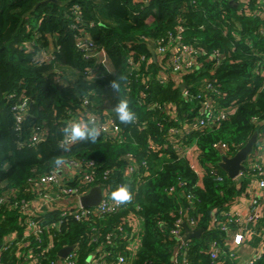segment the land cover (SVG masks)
Masks as SVG:
<instances>
[{
  "label": "trees",
  "instance_id": "trees-1",
  "mask_svg": "<svg viewBox=\"0 0 264 264\" xmlns=\"http://www.w3.org/2000/svg\"><path fill=\"white\" fill-rule=\"evenodd\" d=\"M259 1L250 0L247 9L242 10L230 0H0V197L6 194L10 199H29L25 187L31 179L52 173L57 156H63L65 161H94L100 172H113L109 180L100 179L97 185L113 191L120 183L130 184L133 198L127 203L142 207V246L133 264H146L149 260L173 264L175 241L170 238L169 229L179 208L189 204L177 193L167 195L166 189L175 186L180 190L179 179H185L187 185L183 189L195 197L193 205L200 215L202 230L201 239L195 240L188 257L193 264H211L203 250L208 242L220 239V233L211 229L212 217L229 211L251 186L248 178L228 177L218 165L223 154L214 145H228L229 155L233 156L256 130L259 134L264 131V124L254 121H264V36L256 33L264 25L256 14ZM101 12L108 22H101ZM180 20L185 44L209 54L219 50L224 56L218 66L214 60L199 59L195 71L184 77L190 93L198 95L199 89L211 81L216 90V108L237 109L234 116L213 130L185 129L184 137L189 139L186 144L197 140L199 162L207 172L203 186L195 188L198 176L189 162L177 155V144L168 134L169 128L179 125L155 104L166 106L167 112L173 111L169 107L175 105V115L187 125L199 116L201 106L184 99L176 82L160 81L158 75L164 62L154 61L150 52L159 40L175 32ZM83 32H88L107 51L111 71L102 79H88V70L95 66L77 47V37ZM232 32L239 38L233 37ZM249 36L251 46L246 43ZM42 53L52 59L41 64L35 58ZM143 57L145 61H141ZM259 69L258 74L255 70ZM121 74L126 80L121 82L119 92H113L109 83ZM121 97L131 101L130 107L137 116L134 123L122 124L116 115L114 109ZM25 99L29 100L28 111L21 131H17L13 108ZM111 112L125 143L106 141L100 133L94 143L79 141L69 145L70 151L62 150L63 128L84 121L99 129ZM35 130L42 131L44 140L30 146L27 139ZM133 160L138 165L146 161L151 173L139 188L123 179L124 170ZM211 169H217L223 181L210 176ZM126 214L95 224L102 239L115 230ZM58 215V211L49 212L39 221L51 223L58 220ZM22 221L17 211L0 205V244L9 235L24 233ZM159 223L166 228H160ZM63 231L54 238L50 261L59 259L62 248L76 245L81 253L80 264H84L95 248L89 246L92 229L71 221ZM116 240L125 247L119 232ZM256 264H264V255Z\"/></svg>",
  "mask_w": 264,
  "mask_h": 264
},
{
  "label": "built area",
  "instance_id": "built-area-1",
  "mask_svg": "<svg viewBox=\"0 0 264 264\" xmlns=\"http://www.w3.org/2000/svg\"><path fill=\"white\" fill-rule=\"evenodd\" d=\"M230 3L244 10L250 4V0H238L237 2L230 0ZM256 9V14L264 20V0L259 1ZM179 22L175 32L169 33L165 38L159 40L156 49H153L157 55L156 62H164L163 70H160L158 77L164 84L173 81L176 82L177 87L181 88L182 85H185L184 89L181 88L183 98L191 104H200V114L193 120L191 125H187L175 115V105L169 107L173 111L168 110V112L166 106L160 107L155 104V107H158L165 114H170L179 125V127H171L168 130L171 140L177 144V155L188 161L187 154L191 150H195L197 153L196 162L188 161L191 169L198 176V182L193 187L195 188L203 186V178L207 172L199 162L197 140L194 138L190 143L186 144L189 139L184 137L185 129L189 131L213 130L214 126L216 127L219 123L225 122L234 116L237 109L232 107L224 110L216 108L218 106L215 103L216 90L211 81H207L206 85L199 89L200 93L198 95L190 93V87H187L184 77L195 71L194 69L199 66V59L214 60L215 66H218L223 62L224 56L219 50L209 54L200 48L185 44L183 40L185 31L182 25L183 21L180 20ZM225 33H228L227 28H225ZM256 33L261 37L264 36V25ZM232 36L236 39L239 38L236 32H232ZM76 43L77 47L84 52L85 59L94 61L95 67L88 70L89 80L102 79L106 72L111 71V63L107 51L104 47L98 46L88 32H83L81 36H78ZM246 43L251 46L250 36ZM35 59L42 64L43 62H49L52 57L42 53ZM145 60V57L141 59V61ZM255 72L259 74L261 70H255ZM28 101V99H25L13 108L17 131H21L22 123L27 115ZM85 103H88V100ZM110 115L99 127L100 133L106 141L114 144H123L125 143V138L114 116H112L114 112H111ZM254 121L259 125L264 124V121L258 118H255ZM259 139L262 145L261 150L258 154L252 153L250 155L249 162L246 163L247 165L245 164L246 171L241 172L239 179H236L240 180L245 177L251 181V186L248 189V193L251 192L249 212L245 216H241L238 213L226 211L219 214L220 216L215 217L214 215L212 217L211 229L220 233V239L208 242L207 248L203 250L211 264H256L264 255V233L260 253L248 258L244 255L250 231L249 227L261 221V213L264 207V131L259 134ZM43 140L42 131L35 130L28 137L27 144L35 146ZM214 146L221 151L223 156L228 158L234 156L229 155L228 145L216 144ZM194 147L195 149H193ZM151 148L155 152L157 151L152 145ZM162 155L164 156V154ZM132 162L124 170L123 179L125 182L136 183L137 188H139L151 175L149 165L146 161L140 165L134 160ZM112 174L113 172L110 169L100 172L99 166L94 161L83 162L76 158H70L66 160L62 169H55L52 173L42 174L35 179H31L28 183L29 185L25 187V193L30 197L29 199L19 197L10 199L6 194L2 195L0 197V205L11 207L17 211L20 219L23 220L21 227L24 228L22 235H19V233L12 234V236L20 237L22 240L9 241L4 249L10 250L14 245H17L20 250L19 257L27 259L33 264H42L45 261H49L51 264H80L81 253L76 245H72L74 249L66 258L59 256L56 261H50V255L55 247V236L64 232V226L73 221L79 224H87L92 229L89 246H95V248L88 253L84 264H133L142 246V207L138 203L118 205L112 199V192L121 186L122 183L118 184L113 191L110 187L103 188L97 185L100 179L109 180ZM208 174L220 182L223 181V177L217 169H211ZM178 185L180 190L172 186L166 189V194L174 196L177 193L178 197L181 200H187L189 205L179 208L174 225L169 229L170 238L175 241L173 264H193L188 257V251L195 245V240L201 239L202 233L199 237L191 238H188L187 234L188 232H198L200 230V215L195 211V206L193 205L195 199L193 193L183 189L187 185V181L179 179ZM94 187L102 188L103 199L96 207L86 208L82 205L81 199ZM137 191L138 189L136 194ZM55 211L59 212L58 220L46 224L39 221V218ZM124 212H127V214L123 221L117 224L114 231L105 234L102 239V234L95 227V224L98 221L108 220L110 217ZM159 226L162 229L166 228L164 223H159ZM117 232L125 240V247L116 240ZM46 235L47 239L45 241ZM0 264H2L1 261ZM146 264L156 263L149 260Z\"/></svg>",
  "mask_w": 264,
  "mask_h": 264
},
{
  "label": "clouds",
  "instance_id": "clouds-1",
  "mask_svg": "<svg viewBox=\"0 0 264 264\" xmlns=\"http://www.w3.org/2000/svg\"><path fill=\"white\" fill-rule=\"evenodd\" d=\"M126 77L121 74L115 79L111 80L109 87L113 92H119L121 89V82L125 81ZM131 101L128 98L121 97L115 106V113L122 124L128 125L134 123L137 116L135 111L130 107ZM64 140L63 151H70L69 145L79 141L95 142L100 135V130L95 126H89L84 121L73 122L63 128ZM53 163L56 169H62L66 163L63 156L54 158ZM133 198V193L130 184H122L115 191L112 192V199L119 205L130 202Z\"/></svg>",
  "mask_w": 264,
  "mask_h": 264
},
{
  "label": "crops",
  "instance_id": "crops-1",
  "mask_svg": "<svg viewBox=\"0 0 264 264\" xmlns=\"http://www.w3.org/2000/svg\"><path fill=\"white\" fill-rule=\"evenodd\" d=\"M195 149V147L193 148ZM197 156V153L195 150H191L189 154H187L188 161L196 162L195 157ZM249 191V190H248ZM251 192H247L246 194H243L238 198V200L229 207V211L233 213H238L241 216H245L250 209L251 204ZM262 219L258 224L252 225L249 227L250 231L248 233V239H247V247L245 249V257H254L257 254L260 253L262 250V244H263V233H264V207L262 209ZM12 240H22L20 237L15 236H7L6 239L0 244V261L2 264H33L30 261H27V259H22L19 257V247L17 245H14L12 249L5 250V246L7 242Z\"/></svg>",
  "mask_w": 264,
  "mask_h": 264
},
{
  "label": "water",
  "instance_id": "water-1",
  "mask_svg": "<svg viewBox=\"0 0 264 264\" xmlns=\"http://www.w3.org/2000/svg\"><path fill=\"white\" fill-rule=\"evenodd\" d=\"M48 1H54L55 0H48ZM150 52L152 54L153 60L157 61V55L153 51L152 48H150ZM182 89L185 88V85H182ZM259 138V133L256 130L251 139L248 141V143L233 157L228 158L227 156L222 157V161L218 164L219 167L227 173L228 177L230 179L236 180L241 172L246 171L245 164L249 162V157L254 151L255 144ZM103 199V190L101 187H94L92 190L82 197L81 202L82 205L86 208L88 207H96ZM202 233V230L200 229L198 232H188L187 237H199ZM74 249V246H68L60 250L59 256L61 258H66V256Z\"/></svg>",
  "mask_w": 264,
  "mask_h": 264
},
{
  "label": "rangeland",
  "instance_id": "rangeland-1",
  "mask_svg": "<svg viewBox=\"0 0 264 264\" xmlns=\"http://www.w3.org/2000/svg\"><path fill=\"white\" fill-rule=\"evenodd\" d=\"M105 15L101 12L100 14H99V17H100V20H101V22H108L109 20H108V18L105 16ZM58 69H59V66H58ZM261 147H262V145H261V141H260V139L258 140V142L255 144V147H254V152L253 153H256V154H258L259 153V151L261 150ZM247 165V164H246ZM239 179V178H238ZM251 198V197H250Z\"/></svg>",
  "mask_w": 264,
  "mask_h": 264
}]
</instances>
